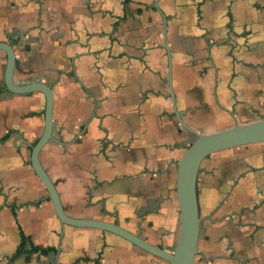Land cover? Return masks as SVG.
I'll return each mask as SVG.
<instances>
[{"label": "crops", "instance_id": "obj_1", "mask_svg": "<svg viewBox=\"0 0 264 264\" xmlns=\"http://www.w3.org/2000/svg\"><path fill=\"white\" fill-rule=\"evenodd\" d=\"M154 4L0 0V41L13 46L15 84L51 86L52 134L65 144L48 142L39 160L65 213L117 223L171 249L187 133L170 90L187 125L217 121L215 107H228L232 119L247 114V101L249 114L260 109L264 0H158L164 40ZM4 66L0 51V264H167L110 233L60 224L29 165L44 97L6 91ZM233 149L241 155L230 163L217 165L226 150L201 163L193 264H264V142ZM21 233L25 251L15 255Z\"/></svg>", "mask_w": 264, "mask_h": 264}, {"label": "water", "instance_id": "obj_2", "mask_svg": "<svg viewBox=\"0 0 264 264\" xmlns=\"http://www.w3.org/2000/svg\"><path fill=\"white\" fill-rule=\"evenodd\" d=\"M155 9L163 20V40L166 32L165 17L158 8V0H155ZM164 49L166 44L164 43ZM0 51L5 54V66L3 83L6 91L23 95L33 92L41 93L44 97L43 131L40 137L30 147L29 165L34 174L43 185L48 200L51 202L55 216L62 226L67 225L76 228H90L115 235L135 247L157 257L167 264H193L197 254V242L200 233L202 217L199 212L197 196V180L201 163L210 155L242 146L259 144L264 142V117L249 123H235L233 126L210 133H200L187 125L181 116L183 111L175 107L173 93L170 90L171 106L173 114L180 129L194 136V140L185 147L175 171V196L178 206L179 231L172 250L153 245L141 235L133 234L117 223L97 219L73 218L68 216L59 199L55 184L50 179L39 160L41 149L50 141L64 145L62 141L53 136L52 107L53 93L51 86L41 81L27 84H15L12 80L15 67V53L13 46L8 42L0 41ZM169 58V57H168ZM169 85L171 81L169 79Z\"/></svg>", "mask_w": 264, "mask_h": 264}, {"label": "rangeland", "instance_id": "obj_3", "mask_svg": "<svg viewBox=\"0 0 264 264\" xmlns=\"http://www.w3.org/2000/svg\"><path fill=\"white\" fill-rule=\"evenodd\" d=\"M250 104H251L250 102H248V101L246 102L245 108H246L248 115L247 114L241 115L236 119H232L231 117H229V114L233 115V113L230 111V109L228 107H225V106L219 107V108L215 107L213 110L215 111V113L218 114V116H215V119H217V121L208 122V123L198 122L195 124H191L189 126L191 128H192V126H199L198 127L199 129H197V131L200 133L206 134V133H210V132H215L217 130H223V129L229 128V127L233 126L235 123L244 124V123H249L252 121H256L260 118H263L264 117V99L262 98L261 108L254 110L253 114H249L253 110V107L250 106ZM208 111H210V110H208ZM194 114H196V110H195ZM198 119H200V118H198ZM178 126H179V124H178ZM183 131L186 132L185 130H183ZM186 133H187L186 139L182 140V144L183 143L185 144L183 149H185V147L187 145H189L194 140L193 135L189 134L188 132H186ZM242 147H244V146H242ZM240 153H241V150H236V149L235 150L230 149V150H226L224 152L218 153L216 155L217 165L222 166L224 164L232 162L233 161L232 159L240 157V155H241ZM235 160H237V159H235ZM203 165H205V164H203ZM216 174H217L216 176H220L219 171L216 172ZM214 176H215V174H214ZM200 179H202V176L200 177ZM213 184H214V181L211 178V180H209V184H207V185L211 187ZM199 194H200V198H202L203 192L201 191V189L199 190ZM207 196L211 197L210 193ZM174 244L175 243H173V246L171 247V249H167V250H172L174 247Z\"/></svg>", "mask_w": 264, "mask_h": 264}, {"label": "trees", "instance_id": "obj_4", "mask_svg": "<svg viewBox=\"0 0 264 264\" xmlns=\"http://www.w3.org/2000/svg\"><path fill=\"white\" fill-rule=\"evenodd\" d=\"M4 138H6V137H4ZM26 241H27L26 237L21 233V241H20L19 249L16 251L15 255H18V254L25 251L24 245L26 244ZM26 251H28V252H39V254H41V255H45L48 253V249H42V248L34 247V246L33 247L31 246L30 249L26 250Z\"/></svg>", "mask_w": 264, "mask_h": 264}]
</instances>
